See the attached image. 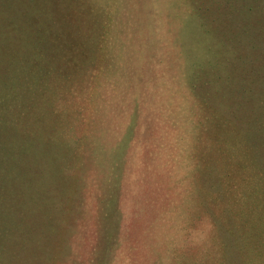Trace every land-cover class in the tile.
I'll return each instance as SVG.
<instances>
[{"label": "rangeland", "instance_id": "rangeland-1", "mask_svg": "<svg viewBox=\"0 0 264 264\" xmlns=\"http://www.w3.org/2000/svg\"><path fill=\"white\" fill-rule=\"evenodd\" d=\"M191 1L193 5H200L198 19L204 26L214 20L211 29L202 33L204 31L200 32V28L188 27L189 11L183 5L181 62L179 58L158 60L150 56L134 71L148 73L146 83L150 88L147 87V91L157 92L168 85V90H195L196 96L208 97L207 101L212 106L227 114L241 129L240 133L231 134L235 146L228 149H234L235 153L218 162L222 163L220 166H232L237 172L235 176L246 178L242 191L247 194V204L242 205V216L231 209L225 222H220L216 228V224L210 226L195 218L204 210L203 206L192 210L181 206V212L179 208L175 212L179 219L181 215V221L172 222L170 227L162 221H142L136 218L139 216L135 210L125 219L126 222L119 219L117 202L109 201L113 193L96 190L97 181L94 187L89 182V178L97 175L103 184L112 187L111 190L118 185L109 179L114 175L110 165L106 163L102 169V161L98 158L101 150L97 149L98 146H107L115 135L108 125L113 116L127 123L130 115L136 112L142 119L147 110L167 107L165 100H172L171 96L164 98L167 94H140L134 99L121 94V100L104 97L110 100L95 118L98 127L87 130L86 126L80 129L75 126L78 136L82 131L86 134L84 138L80 136V142L90 146L83 152H79L74 144L76 149L56 148L55 154L49 151L44 154L36 147L29 148L24 140H57L43 134L51 131L58 135L61 125L57 124L61 121H64V132H61L57 143L71 141L74 120L89 116L92 122L98 112L95 105H87L77 114L61 111V106L69 101L75 103L78 99L65 93V80L59 81L47 74V60L41 54L36 59L39 75L36 83L48 79L57 87L59 82H63L61 92L39 95L57 108L56 112L50 109L43 112V109L33 107L31 112L34 114H29L27 105L23 101L21 103L18 95L0 106V190H3L2 194L18 192L14 196L16 207L0 202V264H264V128L258 118L259 97L256 92L250 96L248 91L258 77L264 76V0ZM220 11H224V16L231 22L226 30L218 21L221 19L223 22L224 17H216ZM192 41H195V47L191 46ZM220 43L225 57L221 66H213L220 61L218 53L221 51L216 50ZM1 45L0 40V79L4 81L2 73L5 71L13 73L19 69L24 74L19 77L17 73L11 85L13 89L17 88L18 93L26 91L31 60L9 58L10 51L2 49ZM210 45L213 50L206 52L204 48ZM201 57L207 64L199 62ZM161 72L162 77L157 79ZM179 73L182 75L181 85ZM132 84L139 88L141 83L136 79ZM235 84L244 86V89L233 92L231 87ZM232 94L236 98L235 103H242L243 115L223 100L230 98L233 101ZM78 97L87 98L86 95ZM227 133L229 135V132L218 131L219 144L229 141ZM126 134L122 135L121 143ZM91 161H94L97 173L91 169ZM217 193L219 195V188ZM44 194L49 196L48 200L41 198ZM130 218L131 221L128 220ZM116 239L120 245L111 243ZM114 255L119 262L115 263Z\"/></svg>", "mask_w": 264, "mask_h": 264}, {"label": "trees", "instance_id": "trees-1", "mask_svg": "<svg viewBox=\"0 0 264 264\" xmlns=\"http://www.w3.org/2000/svg\"><path fill=\"white\" fill-rule=\"evenodd\" d=\"M184 2L183 0H0L1 48L10 51L9 58L11 56L16 59L31 60L30 65L32 66L31 73H28L29 86L26 91L19 93L17 88H12L11 83L17 73L19 77L24 73H21L19 69L13 73L6 71L2 73L4 81L0 79V106L8 99L18 95L21 96V103L23 101L27 105L29 114L32 113L33 107L43 109V112L49 109L56 112L57 108L50 106L39 95L47 96L61 92L63 82H59L57 87L48 79L42 81L43 83H36L39 79L36 59L43 54L44 59L47 60L45 65L49 68L47 74L58 78L59 81L65 80L64 87L67 90L65 93L78 99L75 103L69 101L68 104L61 106V111H71L77 114L81 113L82 108L87 105H95L102 111L111 98L121 100L119 96L121 94H126L127 98L131 99L140 94H167L172 99L165 100L168 107L181 109L183 102H187V100H181V97H192L197 94L195 90L185 92L174 89L172 91L168 90L167 85L166 89L157 92L147 91V87L150 88L146 83L149 78L148 73H136L134 68L144 65L147 62V57L150 56H155L158 60L179 58L181 62V43L183 42L181 39L183 22L181 9L183 5L188 7L187 11H189L186 19L188 27L200 28V32L204 31L202 33L208 32V28L211 29L213 19L208 22L209 25L205 26L198 19L200 5H193L191 0H186V4ZM217 11H219L218 8ZM217 16L224 17L223 22L221 19L218 21L225 26L226 30L231 22L224 16V11L218 12ZM209 36L213 37L211 34ZM194 42H191L192 47H195ZM218 45L215 44V46ZM222 48L220 43L219 49H216L221 51L218 53L220 61L213 63V66L222 65V59L225 57ZM204 49L206 52H211L213 46L210 45ZM11 60L15 59L11 58ZM199 62L207 64L205 61L203 62L202 57ZM209 63L210 61H208ZM160 74L156 76L157 79L162 77V72ZM179 78L181 85V73L178 74ZM136 79L141 83L139 88L132 84V81ZM243 82L245 81L243 80ZM162 85L166 84L162 83ZM242 89L244 86L236 84L231 87L233 92ZM248 91L250 96L256 92L259 97L261 105L258 118L264 128V76L258 77L253 86L248 88ZM81 95H86L87 98H79L78 96ZM106 96L110 99L106 100L104 98ZM231 98L233 101L229 100L230 98L223 100L243 115L242 103L234 102L236 100L234 94ZM85 117L79 121L74 120L71 141L57 143L61 132H64L62 127L64 121H61L57 124L61 125L58 127V135L51 131L43 134L46 138L53 136V139L57 140L50 142L44 141V139H27L28 141L24 140L23 142L29 148L36 147L44 154L48 151L55 154V149L60 148L62 144L71 146L70 148H61L72 151L77 146L79 152H83L90 146L88 143L80 142L81 137L84 138L86 134L82 131L81 137L78 136V129L81 126H86L87 130L95 127ZM145 117L148 116L145 115ZM156 120H162V118H156ZM118 121L122 125L129 124V120L127 123H123L122 118H118L117 123ZM67 130L69 133L70 129ZM162 138V133H160L159 139ZM53 145L58 147H53ZM130 152L133 153L129 155ZM233 153H235L234 149L202 146L193 140L191 133L185 127H181V164H178L176 169H173V158L169 148L151 147L148 144L142 147L134 143L129 147V152L126 155L127 167L125 170L127 171L125 175L127 176L121 180L120 187L111 190L112 187L103 184V180L96 187L100 188V191L105 190L107 193H113L109 200L111 202L118 203L120 189L131 194L138 192L136 191L138 188H144L145 194L148 193L147 196L153 195L155 192L157 195L154 194V197L171 200L175 206L181 205L191 210L197 206L201 208L203 206L204 210L198 212L195 218L210 226L216 224L217 228L220 222H225L227 213L231 209H235L236 214L241 217L244 211L242 205L246 203L247 194L242 191L246 178L235 176L234 173L237 172L233 170L232 166H220L222 163L218 162L219 159L223 160ZM132 167L135 168L134 173L137 172V178L133 177L134 173L130 175L129 171ZM174 171H181V181L167 178L162 180L164 176H168ZM231 174L233 175L231 176ZM258 182L260 184V180ZM218 188L219 195H217ZM260 188L262 189V187ZM0 191V202L4 203L3 205L11 207L17 205L14 196L18 195V192L8 191L7 194H2L3 190ZM233 191L236 192L233 194ZM169 193L171 195H168ZM34 197L37 196L34 195ZM43 197L47 199L49 196L44 194L41 198ZM119 216V219L122 220L123 214L119 212ZM111 243L121 244L117 239ZM116 256L113 257L115 263L119 262L116 260Z\"/></svg>", "mask_w": 264, "mask_h": 264}, {"label": "crops", "instance_id": "crops-1", "mask_svg": "<svg viewBox=\"0 0 264 264\" xmlns=\"http://www.w3.org/2000/svg\"><path fill=\"white\" fill-rule=\"evenodd\" d=\"M167 96L168 95L164 98H167ZM208 99V97L196 96V94L192 97H181V100L189 101L188 103H183L181 109L167 106L147 110L146 116L148 117L143 119H140L141 115L134 112L129 117V124L124 125H122L120 121L117 123L116 117L113 116L111 123L109 121L108 125L112 127V132L115 133L114 137L108 142L109 144L107 146L97 147V149L101 150L99 151L98 158L102 161V169L107 163L110 165V170L114 172V175L110 176L109 179L112 178L114 183H118L119 186L117 187H120L121 180L125 179L127 176L125 175L127 171L125 170L127 167L126 155L129 152V147L133 146L134 143L142 147L148 144L151 147L160 146L169 148L170 155L173 158L172 166L174 167L173 169H176V166L181 164V127H185L186 130L191 133L193 140L197 141L202 146L234 148L235 144L232 142L231 134L234 132L240 133L241 129L230 120L227 114L220 111L217 107L212 106V104L207 101ZM97 111L98 112L92 120L95 127H98V123L95 124L94 122L96 121L95 118H98L100 109H97ZM156 118H162V120L157 121ZM87 120L89 121V116ZM219 130L229 132V135L227 133L229 141L226 140L225 144L218 143L219 137L217 133ZM126 132L127 134L124 136L121 143V137ZM160 133H162V139H159ZM70 146L71 145L68 144H62L60 148H70ZM91 158L94 159V155H92ZM93 162L91 161V169L93 172L97 173ZM101 163H99V165ZM134 169V167L131 168L129 171L130 175L135 172ZM136 173H134L135 176L133 177H136ZM165 178L181 181V171H174L172 174L164 176L162 180H165ZM96 181L97 185H99L98 182L101 180L97 175L89 178V182L92 186ZM95 189L100 190V188L98 189L96 186ZM139 190H141V192H134L133 194L124 190L122 191L121 189L118 191L117 210L123 214L122 220H127V218L132 215V211L135 210L138 211L137 213L139 216L136 218L142 221H154V223L162 221V223H166V227H170L169 225L172 222L181 221V215L179 219L178 215L175 213L177 212V208H179L178 210L181 212V205L175 206L171 200L154 197L155 192L153 195L147 196L148 193L145 194L144 188H138L136 191ZM171 193L168 195H171ZM128 220L131 221L132 219L130 218ZM128 224L132 226V223L128 222Z\"/></svg>", "mask_w": 264, "mask_h": 264}]
</instances>
